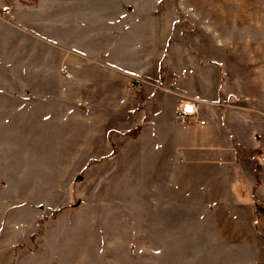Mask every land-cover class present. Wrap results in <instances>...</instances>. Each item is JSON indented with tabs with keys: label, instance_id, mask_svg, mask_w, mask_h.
<instances>
[{
	"label": "rangeland",
	"instance_id": "rangeland-1",
	"mask_svg": "<svg viewBox=\"0 0 264 264\" xmlns=\"http://www.w3.org/2000/svg\"><path fill=\"white\" fill-rule=\"evenodd\" d=\"M0 41L45 77L0 81V264H264V0H0ZM188 69L221 133L260 121L241 160L163 128Z\"/></svg>",
	"mask_w": 264,
	"mask_h": 264
},
{
	"label": "crops",
	"instance_id": "crops-1",
	"mask_svg": "<svg viewBox=\"0 0 264 264\" xmlns=\"http://www.w3.org/2000/svg\"><path fill=\"white\" fill-rule=\"evenodd\" d=\"M71 14L72 13L70 11V15ZM70 31L72 32V29H70ZM10 48L12 49L11 52H10ZM15 48L20 49L19 46H16V43L10 44L9 42L0 41V60H1L0 81L7 83L6 85L8 88L11 84L10 83L11 81L36 82V84L39 86L40 82L45 79L44 75L41 76L39 74V70L36 71L35 65L33 63L31 64L29 63L30 59L26 60L23 59L22 56H19L20 53L17 52ZM186 74L187 75H185V78L183 80L180 79L176 80L175 86L177 88L175 89V92L177 93V96H173V99L176 101L175 117L177 114L180 101L196 102L197 98H199L198 90L204 85L203 80L198 78L194 70L188 69V71H186ZM131 78H136V77L132 76ZM2 107L4 106L2 105ZM243 111L246 110L238 107L232 110L231 114L235 113V115H237V117L242 121ZM248 111H250L251 113H260V111H258L255 107L248 109ZM205 114L200 113V116L204 118L203 115L205 116ZM253 116L254 115H252V117ZM238 118L235 121H231V125L229 126V128L231 129L230 136L221 133L215 123H210V121H208L205 118L204 119L207 121V124L201 128L191 127L190 129L182 130V128L179 125L176 126L174 122H169L168 124H166L167 126H163V128L169 127L176 131V134L179 137V140L177 142L178 148L183 147L184 153H186V155L188 154L193 155L192 156L193 159H198L201 162L205 161L208 163H212L214 161H218L224 158H230L231 160L232 159L241 160V158L250 154L253 151V149L251 148L252 145L251 133L253 126L260 121L257 120L256 122L253 121L254 123H252L251 126V125H245L243 124V122H239ZM15 124L13 123V125ZM237 124H241L243 126H250L252 128L250 131L251 143L249 146H245L242 144V142L239 141L236 130ZM17 127L18 126H16V128ZM11 128H15V127L12 126ZM3 141L4 142L6 141L8 143L7 140H3ZM260 141H261V135H260ZM260 157L257 156L256 158L258 163L256 165V168L258 170L257 174H259L261 177L264 176V163H261L259 161ZM242 184L245 183L241 178V180L238 181V185H242ZM242 193L243 192L240 193V197L244 196L242 195Z\"/></svg>",
	"mask_w": 264,
	"mask_h": 264
},
{
	"label": "built area",
	"instance_id": "built-area-1",
	"mask_svg": "<svg viewBox=\"0 0 264 264\" xmlns=\"http://www.w3.org/2000/svg\"><path fill=\"white\" fill-rule=\"evenodd\" d=\"M9 13L10 10L8 7H6V14ZM67 77L69 76L67 75ZM146 84H147L146 80L139 78H130L128 81L129 87L134 92L141 90ZM176 122L182 128H187V127L201 128L207 124V121L200 116L197 103L193 101H180L176 114ZM259 161L261 163H264V155L260 157Z\"/></svg>",
	"mask_w": 264,
	"mask_h": 264
}]
</instances>
